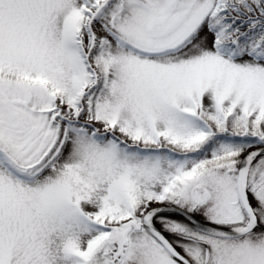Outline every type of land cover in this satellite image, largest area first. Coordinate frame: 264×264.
<instances>
[{
  "label": "snow or ice",
  "instance_id": "1",
  "mask_svg": "<svg viewBox=\"0 0 264 264\" xmlns=\"http://www.w3.org/2000/svg\"><path fill=\"white\" fill-rule=\"evenodd\" d=\"M0 264H264V0H0Z\"/></svg>",
  "mask_w": 264,
  "mask_h": 264
}]
</instances>
